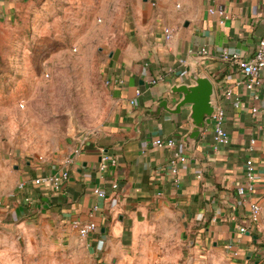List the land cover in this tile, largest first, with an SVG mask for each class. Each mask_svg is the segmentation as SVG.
<instances>
[{"label":"crops","instance_id":"crops-1","mask_svg":"<svg viewBox=\"0 0 264 264\" xmlns=\"http://www.w3.org/2000/svg\"><path fill=\"white\" fill-rule=\"evenodd\" d=\"M130 4L125 33L109 52L105 77L112 81L107 90L113 110L101 128L58 145L42 161L0 145V227L10 233L16 224L37 225L61 240H79L92 255L105 249L104 258L112 264H186V250L200 259L217 251L230 264H264V209L259 221L251 222V205L264 207V71L261 88L252 91L240 69L221 57L223 51L245 58L255 53L264 31V0ZM14 6L15 0H0V21ZM219 6L227 19L209 12ZM166 29L173 32L170 41ZM203 48L209 57L200 56ZM169 68L175 72L151 84ZM194 70L214 84L215 106L226 113L227 145H215L211 123L194 148L187 149L182 140L192 125L186 110L181 115L162 111L158 118L145 115L162 100L172 98L170 105H175L181 97L171 89L193 85ZM168 138L177 148L152 146ZM176 150L188 160L175 176L169 161ZM104 154L117 162L101 170ZM247 159L253 161L257 179L254 192L241 198L237 189L246 184ZM64 171L70 178L60 191L30 184ZM21 182L29 183L25 190L18 188ZM95 189L107 198L97 197ZM75 218L95 223L98 231L81 239L71 225ZM240 227L248 232L240 233Z\"/></svg>","mask_w":264,"mask_h":264},{"label":"rangeland","instance_id":"rangeland-1","mask_svg":"<svg viewBox=\"0 0 264 264\" xmlns=\"http://www.w3.org/2000/svg\"><path fill=\"white\" fill-rule=\"evenodd\" d=\"M131 9L130 0H15L0 21V145L42 161L101 128L113 110L109 52ZM104 252L37 225L0 227V264H112ZM189 254L186 264H230L222 252Z\"/></svg>","mask_w":264,"mask_h":264},{"label":"built area","instance_id":"built-area-1","mask_svg":"<svg viewBox=\"0 0 264 264\" xmlns=\"http://www.w3.org/2000/svg\"><path fill=\"white\" fill-rule=\"evenodd\" d=\"M206 1V0H203ZM209 12L211 14H220L224 19H227L225 16V9L223 6H219L218 8L210 7ZM166 40L170 41L173 38V32L170 29L165 30ZM209 50L206 48L201 49L200 56L209 57ZM223 60L233 62L243 73L244 75V84L249 90H258L262 85V73L264 71V31L259 39L257 48L255 53L249 57L245 58L238 53H233L229 51H223L221 54ZM180 65H186V60H181ZM175 72L174 68H169L165 72L157 75L156 78L152 79L151 84L156 85L157 83L164 81V79L169 75ZM120 82V81H119ZM108 84H111L112 81H107ZM141 92L138 91L137 95H140ZM232 91L227 92V96H231ZM134 102L132 101V104ZM258 112L257 109H253V114ZM211 123L213 129V140L216 146L219 145H227L230 142V136L227 133L224 124L226 120V113L223 108L216 107L214 113L211 115ZM153 147H166L169 149L177 148V143L173 138L168 139H158L152 142ZM187 157L180 150H176L174 156L170 159L169 165L172 173L176 176L179 172V166L187 162ZM111 162L112 164H116V159H111L108 155H103L100 169L104 170L106 167V163ZM244 174L246 177V184L237 189V194L241 198H245L248 194H252L255 190L256 183V173L255 166L251 159H247L244 165ZM70 178L69 171H64L62 173L50 174L46 176H42L34 179L30 184L31 186H42L45 184H49L54 190L60 191V189L64 186L65 182H67ZM29 183L21 182L18 186L19 189L25 190L28 187ZM113 191H117L119 189L118 184L112 185ZM95 194L100 199H106L107 193L101 189H95ZM26 202H30L29 198H26ZM98 207L94 208V211H98ZM264 207L259 203H254L251 205V222L257 223L262 214ZM72 228L77 231L79 237L81 239L88 238L91 234H94L98 231L97 225L90 221H82L79 218H75L71 222ZM240 233L248 232V228L240 227ZM101 250L102 242L99 243ZM103 249V248H102Z\"/></svg>","mask_w":264,"mask_h":264},{"label":"water","instance_id":"water-1","mask_svg":"<svg viewBox=\"0 0 264 264\" xmlns=\"http://www.w3.org/2000/svg\"><path fill=\"white\" fill-rule=\"evenodd\" d=\"M190 79L194 82L193 85H176L171 89L173 95L181 97L175 105H170L174 99H165L145 114L150 118H158L162 111L170 115H181L183 110L188 111L192 129L183 138L182 143L189 150L194 148L206 126L211 124L210 117L216 109L213 82L208 77L199 74L197 70L190 73Z\"/></svg>","mask_w":264,"mask_h":264}]
</instances>
